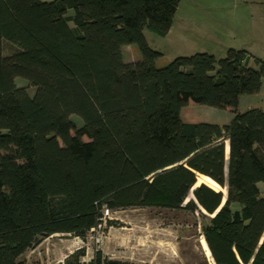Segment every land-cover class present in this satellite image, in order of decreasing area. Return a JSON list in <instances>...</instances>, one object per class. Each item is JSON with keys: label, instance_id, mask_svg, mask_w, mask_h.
I'll return each instance as SVG.
<instances>
[{"label": "trees", "instance_id": "obj_1", "mask_svg": "<svg viewBox=\"0 0 264 264\" xmlns=\"http://www.w3.org/2000/svg\"><path fill=\"white\" fill-rule=\"evenodd\" d=\"M178 4L0 0V264H27L21 255L40 239L85 238L106 209L133 207L214 215L203 230L214 264H264V110L237 111L241 95L259 92L264 60L229 48L157 67L144 30L166 35ZM130 44L140 59L125 62ZM193 103L235 115L184 122ZM199 175L226 196L192 189ZM84 256L81 247L62 264H119Z\"/></svg>", "mask_w": 264, "mask_h": 264}, {"label": "rangeland", "instance_id": "obj_2", "mask_svg": "<svg viewBox=\"0 0 264 264\" xmlns=\"http://www.w3.org/2000/svg\"><path fill=\"white\" fill-rule=\"evenodd\" d=\"M179 2L170 33L161 36L150 29L144 30L148 45L161 52L155 61L157 67L167 65L177 56L195 52L211 51L221 59L229 47L264 54V0ZM122 54L125 62L140 59L135 44L124 45ZM15 83L34 93V87L25 79L17 77ZM71 119L80 125L77 116ZM258 187L264 196V181L259 182ZM214 190L221 191L224 197L227 194L226 188L220 186ZM190 198L191 194L185 202ZM231 209H240V205L233 202ZM202 213L155 207L108 211L102 223L85 238L53 234L40 239L21 259L27 264H62L69 254L83 247L85 262L95 251H101L108 260L119 264H214L209 249L203 246V230L213 215Z\"/></svg>", "mask_w": 264, "mask_h": 264}, {"label": "crops", "instance_id": "obj_3", "mask_svg": "<svg viewBox=\"0 0 264 264\" xmlns=\"http://www.w3.org/2000/svg\"><path fill=\"white\" fill-rule=\"evenodd\" d=\"M180 3V2H179ZM179 5V4H178ZM178 10V7H177ZM176 10V12H177ZM175 12V14H176ZM175 16V15H174ZM174 22V17L173 21L171 24V27ZM170 27V29H171ZM169 29V31H170ZM184 30H187L184 26ZM167 32L170 33V32ZM222 47H226V45H220ZM219 46V47H220ZM232 48V47H229ZM227 48V50L229 49ZM235 49V48H234ZM248 51L250 54H252L255 57H258L262 60H264V54L262 55H257L252 51H249L248 49H245ZM207 52V51H203ZM227 52V51H226ZM208 53L213 54L211 51H208ZM123 55V54H122ZM214 55V54H213ZM126 62H132V61H126ZM204 106V107H201ZM251 108H258L264 110V80H262L261 87L258 93L253 94V95H241L239 98V104L237 111L238 112H243ZM181 118L184 122L187 123H214L218 125H226L230 123V121L234 117V113L230 110H221L205 105H199V104H189L186 105L181 109Z\"/></svg>", "mask_w": 264, "mask_h": 264}, {"label": "bare ground", "instance_id": "obj_4", "mask_svg": "<svg viewBox=\"0 0 264 264\" xmlns=\"http://www.w3.org/2000/svg\"><path fill=\"white\" fill-rule=\"evenodd\" d=\"M201 183H204L213 189H215L216 187H219V185L216 182H214L211 178H209L205 175H199L198 176L196 184L194 187L200 185ZM203 246H204V248H206L208 250V247H207V244L205 241L203 243Z\"/></svg>", "mask_w": 264, "mask_h": 264}, {"label": "water", "instance_id": "obj_5", "mask_svg": "<svg viewBox=\"0 0 264 264\" xmlns=\"http://www.w3.org/2000/svg\"><path fill=\"white\" fill-rule=\"evenodd\" d=\"M201 184H204V183H201ZM194 188H195V187H193L192 189H194ZM224 202H225V199L223 200L221 206L224 204ZM221 206H220V207H221ZM220 207H219V208H220ZM218 210H219V209H218ZM218 210H217V211H218ZM213 216H214V215H213Z\"/></svg>", "mask_w": 264, "mask_h": 264}, {"label": "built area", "instance_id": "obj_6", "mask_svg": "<svg viewBox=\"0 0 264 264\" xmlns=\"http://www.w3.org/2000/svg\"><path fill=\"white\" fill-rule=\"evenodd\" d=\"M107 214H108V210L106 209V210L104 211V216L107 215Z\"/></svg>", "mask_w": 264, "mask_h": 264}]
</instances>
